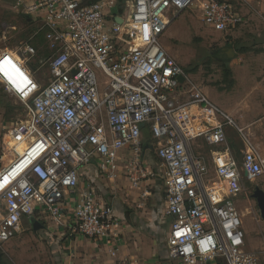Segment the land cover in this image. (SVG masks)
I'll list each match as a JSON object with an SVG mask.
<instances>
[{"label": "built area", "instance_id": "built-area-1", "mask_svg": "<svg viewBox=\"0 0 264 264\" xmlns=\"http://www.w3.org/2000/svg\"><path fill=\"white\" fill-rule=\"evenodd\" d=\"M196 1L206 27L229 33L243 22L228 2L125 0L121 23L133 41L127 47L116 39V0H12L15 14L46 29L54 53L43 84L17 51L0 54V82L25 109V119L15 122L8 136L28 141L22 153L5 144L0 155L11 156L0 168V246L19 232L23 217L43 221L50 238L66 230L96 240L114 235L121 222L91 184L78 189L79 168L96 160L99 174L113 180L124 157L126 176L137 186L143 176L141 135L148 125L156 141L164 214L172 218L166 237L169 262L260 264L259 253L246 246L235 202L243 178L264 175V155L250 132L205 93L180 89L188 77L160 42L171 22ZM23 48L34 54L32 46ZM13 66H20L19 72ZM200 107L205 117H219L202 131L207 157L192 152L190 140L198 133L185 130L190 112ZM228 128L239 136L240 160L231 155ZM122 150L127 153L121 155ZM210 166L216 183L207 178ZM116 264L131 263L119 259Z\"/></svg>", "mask_w": 264, "mask_h": 264}, {"label": "rangeland", "instance_id": "rangeland-1", "mask_svg": "<svg viewBox=\"0 0 264 264\" xmlns=\"http://www.w3.org/2000/svg\"><path fill=\"white\" fill-rule=\"evenodd\" d=\"M217 1L231 2L232 0ZM125 7L124 4L123 12L120 15L118 14L120 18L127 15ZM24 18H26L24 15L15 14L12 11V0H0V50L17 51L20 58L24 60L25 66L34 71L32 73L36 81L43 84L48 81L47 63L54 53V49L50 47L49 41L45 37L46 29L41 28L39 22L27 21ZM201 18L199 2L196 1L171 22L160 39L162 47L180 64L188 77L187 83L182 85L180 89L184 91L192 87L199 89L220 108L221 105L218 104L216 99L224 95L236 100L253 97L254 93L251 87L237 85L236 78L238 76L236 73L230 70L226 71L225 65H228V62L225 60V49L230 47L236 49V44L231 41L228 33L206 27ZM3 24L7 25L6 32H3ZM116 39L127 47H130L133 43L128 27L121 22L116 33ZM25 44L33 47L34 54H30L23 48ZM95 73L100 83H104L106 78L103 73L98 69H95ZM200 108H196L197 111L192 110L190 112L191 122L187 123L189 129L185 130L187 133L189 132V135L198 133L190 140L192 152L195 155L207 157L209 149L203 141L202 131L210 128L209 124L206 129L201 130L193 129L192 127L198 121L196 116L200 115L199 113L202 111L205 112L202 107ZM228 113L231 114L230 112ZM210 115V118L213 119L215 114L211 113ZM231 115L239 126L242 125L243 120H249L248 123L251 122L250 127H254L255 120H261L255 117L250 119L239 117L233 113ZM24 119L25 109L23 104L17 101L13 95L7 93L0 82V155L5 144H7L10 127L15 122ZM245 130L253 133L255 136L254 141H256L255 143L261 154L264 155V129L247 127ZM143 131L141 135L142 144L148 143L149 148L144 153L145 148L143 147V154L139 158V166L143 170V176L140 177V181L143 179L149 180L152 189L157 190L159 199L156 200L155 198V203L159 211L158 216L162 220L161 211L164 205V192L162 180L157 175L159 161L154 153L156 141L151 136L148 125L143 127ZM228 135L227 144L231 155L236 160H240L241 142L239 136L232 128L228 129ZM10 157L8 154L3 159H0V168ZM83 178L85 179V177ZM207 178L208 180L210 178L211 182H217L211 166ZM263 184L264 175L255 178H243L242 189L235 202L242 217V225L246 233V246L248 245V248L257 252L262 249L264 251V219L261 218L256 200L251 194L255 186L262 189L261 186ZM32 223V220H28L25 217L21 218L19 232L5 242L4 245L0 246V261L2 264H65L62 260V251L55 249L52 243L54 241L51 240L56 236L50 238L41 228L34 230ZM165 226V228H162L164 226L161 224L159 230L160 235L163 237L162 244L164 247L166 245L167 224Z\"/></svg>", "mask_w": 264, "mask_h": 264}, {"label": "crops", "instance_id": "crops-1", "mask_svg": "<svg viewBox=\"0 0 264 264\" xmlns=\"http://www.w3.org/2000/svg\"><path fill=\"white\" fill-rule=\"evenodd\" d=\"M228 3L242 15L243 22L228 33L237 48L230 47L232 55H227V66L238 76L237 85L251 87L254 95L239 100L224 95L216 101L223 110L236 116L261 119L255 120L254 127H250L249 120H243L241 126L244 129L247 127L264 129V0H232ZM4 50L1 49L0 54ZM196 117L198 121L192 125L193 129H204L208 124L219 120L216 114L213 119L205 117L204 114ZM249 132L255 143V136ZM144 145L145 153L149 146L148 143ZM126 153V150L121 151V155ZM121 158L117 162L118 176L113 180L99 174L96 160H91L79 168L78 189L82 190L91 184L96 190L97 197L112 206L113 214L121 224L107 240L91 239L72 234L68 230L62 233L53 232L52 234L56 236L51 239L54 241L53 246L62 251V260L65 264H116L119 259H126L131 264H173L167 258V246H163V237L159 233L161 224L164 226L162 228L167 224L166 242L172 218L164 214L163 205L161 211L163 219H160L155 203L159 199L157 190L152 189L150 181L146 179L133 186L126 176V159ZM261 187L264 190V184ZM41 229L45 231L44 226ZM258 253L261 254L260 264H264L263 249Z\"/></svg>", "mask_w": 264, "mask_h": 264}, {"label": "water", "instance_id": "water-1", "mask_svg": "<svg viewBox=\"0 0 264 264\" xmlns=\"http://www.w3.org/2000/svg\"><path fill=\"white\" fill-rule=\"evenodd\" d=\"M115 19L119 23L122 22V19L120 17H116ZM225 54L228 55V56L232 55L231 48H226L225 49ZM178 78H179L180 82L183 81V76H179ZM251 195L256 200V203H257L261 218L264 219V190L259 188L258 186H255ZM32 224H33V229L34 230H37L38 228H42V226H43L37 220L33 221Z\"/></svg>", "mask_w": 264, "mask_h": 264}, {"label": "bare ground", "instance_id": "bare-ground-1", "mask_svg": "<svg viewBox=\"0 0 264 264\" xmlns=\"http://www.w3.org/2000/svg\"><path fill=\"white\" fill-rule=\"evenodd\" d=\"M19 58V57H18ZM14 67V70L16 72H19V68H21L20 66L17 68L15 66ZM27 139H23L22 141H19V142H14L12 139H10V137L8 136V141H7V145L9 147H14L15 151L19 152V153H22V151L24 150V148L27 146Z\"/></svg>", "mask_w": 264, "mask_h": 264}, {"label": "trees", "instance_id": "trees-1", "mask_svg": "<svg viewBox=\"0 0 264 264\" xmlns=\"http://www.w3.org/2000/svg\"><path fill=\"white\" fill-rule=\"evenodd\" d=\"M88 2H95V1H98V0H87ZM116 2H117V4H116V11H115V14H121L122 12H123V10H124V4H125V0H116ZM24 19H26L27 21H29V19H27V17L26 18H24ZM226 56V58H225V60L227 61V55H225ZM226 66V71L228 72L229 71V68H228V66H227V64L225 65ZM145 146V145H144ZM33 221H35L34 219L32 220V222ZM41 224H43L44 225V223H41ZM0 264H2V262L0 261Z\"/></svg>", "mask_w": 264, "mask_h": 264}, {"label": "snow or ice", "instance_id": "snow-or-ice-1", "mask_svg": "<svg viewBox=\"0 0 264 264\" xmlns=\"http://www.w3.org/2000/svg\"><path fill=\"white\" fill-rule=\"evenodd\" d=\"M5 61H7V58H5ZM3 63L4 62H0V71H3Z\"/></svg>", "mask_w": 264, "mask_h": 264}]
</instances>
